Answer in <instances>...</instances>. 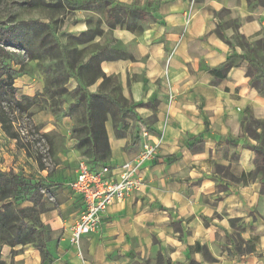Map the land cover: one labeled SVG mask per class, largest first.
<instances>
[{
	"label": "crops",
	"instance_id": "1",
	"mask_svg": "<svg viewBox=\"0 0 264 264\" xmlns=\"http://www.w3.org/2000/svg\"><path fill=\"white\" fill-rule=\"evenodd\" d=\"M110 1L145 9L154 21L139 35L120 32L130 59L99 66L119 77L136 117L124 118L117 137L108 124L106 164L118 167L138 156L141 127L158 145L157 156L140 169L139 187L107 209L101 229L82 237L79 249L65 236L80 210L67 189L66 211L75 218L53 223L63 229L62 243L44 264H264V170L242 181L255 169L252 148L264 143V130L248 126L264 122V73L248 74L261 65L251 51L264 40V3ZM231 20L243 45L232 37ZM227 62L225 76L214 79L210 70ZM235 219L240 239H256L250 255L235 253L237 230L229 223ZM1 254L8 264L42 261L38 250L20 245Z\"/></svg>",
	"mask_w": 264,
	"mask_h": 264
},
{
	"label": "rangeland",
	"instance_id": "2",
	"mask_svg": "<svg viewBox=\"0 0 264 264\" xmlns=\"http://www.w3.org/2000/svg\"><path fill=\"white\" fill-rule=\"evenodd\" d=\"M109 2L0 0V27L10 30L13 41L24 48H6L10 59L5 63L19 71L13 85L16 87L15 100L26 110L23 113L16 110L10 117L23 141L33 146V155L28 157L0 128V173L11 172L40 181L45 187L42 190L44 211L39 220L48 229L49 253L58 249L63 237V229L54 228L53 223L60 225L64 220L75 218L66 211V184L71 179V166L80 158L96 163L109 160L107 151H104L107 159L96 160L88 145L80 144L78 139L84 135L81 127L88 96H99L97 104L100 107L93 110L99 119L105 118L103 126L106 130L109 124L114 137L119 136L120 131L114 132L112 126L122 128L124 118L108 99L117 101L124 111L130 109L125 106L127 98L119 77L106 75L99 69L101 63L98 61L128 59L120 32L139 35L153 23L152 14L145 9L149 15L142 20L139 14L117 10L113 8L115 4ZM129 7L140 9L135 5ZM229 23L233 28L232 37L243 45L245 40L236 33V24L232 20ZM251 52L258 65L264 66V40ZM61 87L66 92L51 97V93L60 92ZM253 122H248V126L255 127ZM33 156L42 160L44 170H40ZM218 171L226 173L225 168ZM27 206L30 204L21 203V207ZM6 246L9 247L5 245L2 250Z\"/></svg>",
	"mask_w": 264,
	"mask_h": 264
},
{
	"label": "trees",
	"instance_id": "3",
	"mask_svg": "<svg viewBox=\"0 0 264 264\" xmlns=\"http://www.w3.org/2000/svg\"><path fill=\"white\" fill-rule=\"evenodd\" d=\"M109 4L113 5L111 1ZM115 7H117V10L137 13L141 16L140 18L142 20L144 17L149 15V12L145 10L130 9L129 6L124 4H115L113 8ZM219 36H221L220 33ZM6 48L24 49L20 43L13 41L12 32L10 30L0 27V128L9 139L15 141L19 149L24 150L26 155L30 157L33 155V146L23 141L20 130L18 128H13L14 121L10 117V114L16 112V110L22 113L26 112V110L20 101L15 100L16 87L13 85L15 79L19 76V71L13 70L5 63L6 60L10 59V54ZM130 58L131 57H129V59ZM103 60L104 59L99 60L98 63H101ZM230 68V64L227 62L221 68L210 70V74L217 80V78H223ZM261 71H264V66H259V68L254 67L252 73L248 72L250 79L253 77V74H258ZM251 85L257 90H260L258 83L251 82ZM65 92L66 90L61 87L60 92L51 93V97ZM98 97V95L88 96L84 125L81 127V131H84V135L81 138L78 137V139L81 142L80 144L84 143L88 145L92 157L96 160L104 161L107 159L104 151H107L109 157V146L107 142L106 130L103 126L105 118H102V120L99 119L93 110V108L97 109L100 107V105L97 104ZM108 100V103L111 105L113 104L114 108L122 118H126L127 116H132L134 119L136 118L134 113L130 111L132 107H130L127 111H124L117 101H114L113 99ZM253 123H255V127L262 128L264 130L263 121H255ZM112 127L114 132H116L119 128L116 126ZM41 136L45 137L46 134H42ZM252 151L255 152V169L247 176L243 175L242 181L244 183L253 181L257 177H260L264 170V143L253 147ZM33 158L38 163L40 170H44L42 160L35 156H33ZM88 161L94 167L107 163L106 161L104 163H96L91 160ZM216 168L217 171L219 169H223L220 166ZM44 188L45 187L40 181H31L11 172L0 173V253L5 245H8L12 249L18 247L19 245L22 247L30 245L33 249L35 248L38 250L42 259L41 264L51 260V255L47 250L46 244L49 240V237H46L48 229L44 227L39 220L40 214L44 211L43 202H45V194L42 192ZM263 191L264 183L262 185L261 193H263ZM23 202L29 203L30 206L21 207V203ZM238 222H240V219L229 221L233 229H236L235 227ZM236 230L237 233L234 235V239H237L235 253L240 255H250L251 253H254L256 239H251L250 242H244L239 238V231L242 229L238 228ZM197 249L202 250L200 247ZM0 264H4L1 258Z\"/></svg>",
	"mask_w": 264,
	"mask_h": 264
},
{
	"label": "built area",
	"instance_id": "4",
	"mask_svg": "<svg viewBox=\"0 0 264 264\" xmlns=\"http://www.w3.org/2000/svg\"><path fill=\"white\" fill-rule=\"evenodd\" d=\"M142 149L138 156L118 167L104 163L92 166L80 158L74 168L73 178L66 184L70 194L80 202L77 219L65 231L68 244L79 249L82 237L98 232L107 209L126 200L141 181V168L156 159L157 144L149 141L147 129L141 127Z\"/></svg>",
	"mask_w": 264,
	"mask_h": 264
}]
</instances>
